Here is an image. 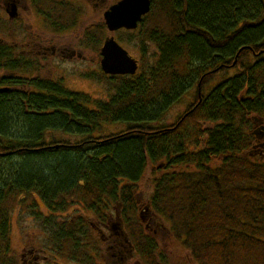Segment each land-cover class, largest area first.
<instances>
[{
	"label": "trees",
	"instance_id": "16d2710c",
	"mask_svg": "<svg viewBox=\"0 0 264 264\" xmlns=\"http://www.w3.org/2000/svg\"><path fill=\"white\" fill-rule=\"evenodd\" d=\"M78 16L65 4V29ZM108 33L138 45L141 59L134 74L86 75L106 97L62 77L0 92V264H21L13 211L36 219L58 255L77 257L78 236L94 240L92 230L59 214L82 207L104 217L114 204L152 264L156 239L135 196L148 166L145 204L197 264H264V160L246 151L250 116L264 111V0H151L135 29L109 32L100 20L82 40L98 50Z\"/></svg>",
	"mask_w": 264,
	"mask_h": 264
},
{
	"label": "flooded vegetation",
	"instance_id": "af4514ba",
	"mask_svg": "<svg viewBox=\"0 0 264 264\" xmlns=\"http://www.w3.org/2000/svg\"><path fill=\"white\" fill-rule=\"evenodd\" d=\"M75 2L0 0V87H6L4 91L20 90L19 87L27 86L38 79L52 81V75L42 76V73L44 65L50 66L55 57H81L80 47H73L69 42H65V4ZM74 9L80 15L75 5ZM79 42L91 49L89 45H84L82 38ZM100 59L99 51V62ZM251 117L250 131L254 134L248 151L257 160H264V111L263 114L258 113ZM112 208L114 214H109L110 211L105 213L104 217H97L82 207L59 214L62 220L66 217L72 220L80 217L92 230L94 240L89 239L88 242L85 234L79 233L78 237L82 238L80 244L83 245L79 256H72L68 252L65 256L58 255L54 248L47 247L44 242L38 240L39 235H42L43 240L46 236V232L40 228L39 232L35 233L32 244L25 252L20 253L21 264H62L59 258L75 260L80 264H145L119 216L117 205L114 204ZM143 209H138V215L146 233L155 237L163 230L168 232L154 211L150 208ZM157 240L156 238V245L159 246ZM161 248L150 256L152 264H172L166 257L169 250H164L162 246ZM106 253L109 254L108 258H105Z\"/></svg>",
	"mask_w": 264,
	"mask_h": 264
},
{
	"label": "rangeland",
	"instance_id": "374dc122",
	"mask_svg": "<svg viewBox=\"0 0 264 264\" xmlns=\"http://www.w3.org/2000/svg\"><path fill=\"white\" fill-rule=\"evenodd\" d=\"M75 1L71 0V2H75L73 5H75L79 9V13H80L78 18L79 22L77 23V25L73 26L72 28H67L65 30V42H69V44H71V46L73 47H80L81 57H75V58L55 57L53 58V61L51 62L50 66H48L47 64L44 65V70H43L44 72L42 73V76L52 75L53 78L62 77L64 80L63 83H65V85L69 89L73 91L87 92L89 94L91 93V95L95 97L104 98L108 93L105 85L98 80H93L86 77V75L88 74H92V75L97 74L100 70L99 51H98L99 49L95 50L92 47L91 49L86 48V46H82L80 44L79 40L80 38H82L84 29L87 26L93 23H97L100 20L103 21L102 12L104 11L105 7L115 2L116 0H75ZM109 34L110 33H108V35ZM122 45L126 49H128V51L132 56H134L138 60L141 59V53L138 50L139 47L138 45L131 44L130 46H126L124 43H122ZM219 76H217L215 79H218ZM192 91L194 92V89ZM192 91H190V93H192ZM189 99H191L190 94H186L184 95L182 100L172 105L168 109L167 113L164 115L163 122L165 123L173 122L176 116L183 111L184 103ZM137 186L138 187L135 192V196L138 198L137 201L139 202V207H138L139 209L141 207L143 208L146 205L145 203H147V199L152 189L150 166L147 167L143 177L138 182ZM109 212H110L109 214H114L115 211L111 207L109 209ZM118 213L120 218L122 219L120 211H118ZM155 215L157 216V218H159L160 222L163 223L166 227L169 226L166 220L160 218L157 214ZM90 219L97 221V219L94 218H90ZM37 224L38 223L36 219H33L29 215L22 213L20 210H15L11 213V240H12V246L14 247L18 256L20 255V253L25 252L26 248H28L29 245L32 244L33 240L35 239L36 237L35 233H38L40 230V227ZM155 237L159 240L158 242L159 246H157L158 248L156 247L157 249H160L162 246L164 250L166 249L169 250V254L166 255L169 263L171 262L172 264H197L190 257L188 252L182 247L180 241L177 240L168 232L166 233L163 230V232H159L158 234H156ZM38 240L44 242L42 235L38 236ZM160 250H162V248ZM108 256L109 254L106 253L105 258H108ZM59 261L62 264H65V262L66 264H80L75 260H71V259L68 260L65 258L64 259L59 258Z\"/></svg>",
	"mask_w": 264,
	"mask_h": 264
},
{
	"label": "water",
	"instance_id": "95a60500",
	"mask_svg": "<svg viewBox=\"0 0 264 264\" xmlns=\"http://www.w3.org/2000/svg\"><path fill=\"white\" fill-rule=\"evenodd\" d=\"M150 8L151 0H117L103 12V20L110 32L120 28L135 29ZM100 55V67L106 74H134L137 70V60L113 35H108L103 40ZM5 89L0 88V92Z\"/></svg>",
	"mask_w": 264,
	"mask_h": 264
}]
</instances>
